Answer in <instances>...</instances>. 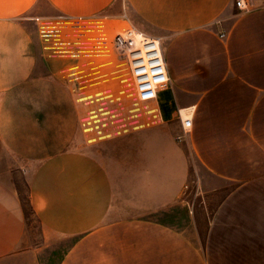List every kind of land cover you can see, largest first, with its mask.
Instances as JSON below:
<instances>
[{"label":"crops","instance_id":"0c3cea01","mask_svg":"<svg viewBox=\"0 0 264 264\" xmlns=\"http://www.w3.org/2000/svg\"><path fill=\"white\" fill-rule=\"evenodd\" d=\"M246 1L0 0V264H264V0ZM129 28L169 69L152 111L124 105ZM193 167L222 195L203 239Z\"/></svg>","mask_w":264,"mask_h":264},{"label":"built area","instance_id":"2783aa9c","mask_svg":"<svg viewBox=\"0 0 264 264\" xmlns=\"http://www.w3.org/2000/svg\"><path fill=\"white\" fill-rule=\"evenodd\" d=\"M236 5L241 10H250L246 0H236ZM114 44L117 51L128 61L137 99L140 102L157 101L159 93L170 83L160 38L129 28L116 33ZM194 112L191 108L177 110V119L184 131L192 128Z\"/></svg>","mask_w":264,"mask_h":264},{"label":"rangeland","instance_id":"374dc122","mask_svg":"<svg viewBox=\"0 0 264 264\" xmlns=\"http://www.w3.org/2000/svg\"><path fill=\"white\" fill-rule=\"evenodd\" d=\"M117 50V49H116ZM119 57L122 59V74L127 78V102L124 103L128 110L132 109H142L143 111H152V102H140L136 97L135 85L133 79H131V74L128 66V61L125 57H123L119 52H117ZM127 62V63H126ZM129 79V80H128ZM131 79V80H130ZM131 84V85H130ZM134 85V86H133ZM201 168H192V180L191 184H188L186 188V193L184 195V202L187 201V207L192 209V214L194 209H199V214L193 216L192 221L199 226L201 229L200 234L203 239L205 233V227L209 222V217L212 214V211L216 204L221 200V196L210 195L209 192H206L203 189L201 184V180L199 178V170ZM201 173V171H200ZM26 191V190H25ZM26 198V194H24ZM196 207V208H195ZM27 233H26V242L28 243V247L25 250H21V253H29L34 254L37 247L43 244V235L42 229L37 221L36 217L30 212L27 208ZM201 224V226H200ZM47 253V252H44Z\"/></svg>","mask_w":264,"mask_h":264},{"label":"bare ground","instance_id":"6f19581e","mask_svg":"<svg viewBox=\"0 0 264 264\" xmlns=\"http://www.w3.org/2000/svg\"><path fill=\"white\" fill-rule=\"evenodd\" d=\"M131 79H133V78H131ZM131 79H130V80H131ZM128 80H129V79H128ZM130 85H131V84H130ZM133 86H134V85H133ZM188 108H189V107H188ZM192 110H193V109H192Z\"/></svg>","mask_w":264,"mask_h":264}]
</instances>
